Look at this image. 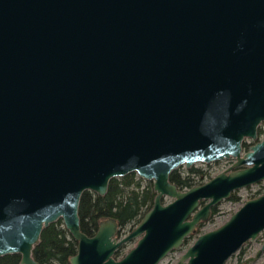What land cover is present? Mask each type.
Returning <instances> with one entry per match:
<instances>
[{"label": "water", "instance_id": "water-1", "mask_svg": "<svg viewBox=\"0 0 264 264\" xmlns=\"http://www.w3.org/2000/svg\"><path fill=\"white\" fill-rule=\"evenodd\" d=\"M261 123L264 0H0V257L39 264L32 250L61 219L77 242L70 264H158L212 207L264 180ZM246 139L258 140L243 151ZM230 158L188 189L169 181ZM130 172L152 181L151 208L120 239L114 218L84 233L83 191L104 195ZM262 230L264 193L177 264H224Z\"/></svg>", "mask_w": 264, "mask_h": 264}, {"label": "trees", "instance_id": "trees-1", "mask_svg": "<svg viewBox=\"0 0 264 264\" xmlns=\"http://www.w3.org/2000/svg\"><path fill=\"white\" fill-rule=\"evenodd\" d=\"M264 123L259 128V134L264 132ZM243 147H247L244 143ZM212 176L201 168L191 166L181 170V167L174 169L169 175V181L176 184L181 189H188L201 184ZM264 192H258V195ZM155 192L150 181L138 177L134 172H130L122 177H113L108 183L107 191L104 195H99L90 190H85L81 194L78 215L80 228L87 235H92L100 220L114 218L119 226V232L131 229L142 217V215L153 205ZM230 200H238L236 193H231ZM218 209L211 208L212 218ZM203 222L200 223L194 234L185 240L201 232ZM77 242L64 228L62 221L49 224L43 228L39 242L32 250L33 258L39 264H70L69 258L75 254ZM123 250L115 252V256H120ZM0 264H20L19 254H6L0 257Z\"/></svg>", "mask_w": 264, "mask_h": 264}, {"label": "rangeland", "instance_id": "rangeland-1", "mask_svg": "<svg viewBox=\"0 0 264 264\" xmlns=\"http://www.w3.org/2000/svg\"><path fill=\"white\" fill-rule=\"evenodd\" d=\"M243 151H245V148H243ZM233 161L234 160L230 158V159L217 160L208 164L195 163L192 166L201 168L202 170L208 172L210 176H214L217 173L229 168L233 164ZM180 167L181 170L186 169L184 166H180ZM258 192H264V180L259 183L253 184L251 186L236 190L234 193H236L239 199L230 200L228 198L222 200L217 205V209H218L217 213L212 218H208L206 221L203 222L201 232L211 230L221 225L247 199L256 197ZM169 200L170 199L165 198L163 201L168 202ZM131 229H127V232ZM195 236L196 234L189 239V242L187 244L182 245L179 248L174 249L170 253H168L158 264H177L179 258L185 252L186 248L195 239ZM263 242H264V230H262L254 240L247 241L246 243H244L241 246V248L238 249L233 255H231V257H229L224 264H264V251L261 250ZM134 244H135V240L127 243L124 252L130 249Z\"/></svg>", "mask_w": 264, "mask_h": 264}, {"label": "flooded vegetation", "instance_id": "flooded-vegetation-1", "mask_svg": "<svg viewBox=\"0 0 264 264\" xmlns=\"http://www.w3.org/2000/svg\"><path fill=\"white\" fill-rule=\"evenodd\" d=\"M261 124H262V123H261ZM261 124H260V125H261ZM260 125H259V126H260ZM258 128H259V127H258ZM263 128H264V127H263ZM263 134H264V132L261 133V134H259V132H258V130H257L258 139H261V137H262ZM258 139H256V140L246 139V140L243 142V144L246 143V144H247V147H243V145H242V147L245 148V151H246V150H248L249 146L252 145V144H254L255 141H257ZM231 159H232V158H231ZM233 160H234V159H233ZM233 162H234V161H233ZM186 169H188V168H186ZM206 181H207V180H206ZM201 204H204V202H201ZM214 207H217V206H214ZM210 215H211V212H210ZM142 216H143V215H142ZM209 218H210V216H209ZM107 219H109V218H107ZM58 220H59V219H58ZM60 220H61V219H60ZM103 220H105V219H103ZM139 220H140V219H139ZM61 221H62V220H61ZM100 221H101V220H100ZM100 221H99V222H100ZM55 222H56V221H55ZM116 222H117V221H116ZM62 223H63V222H62ZM137 223H138V222H137ZM137 223H136V224H137ZM200 223H202V222H200ZM200 223H199V224H200ZM98 224H99V223H98ZM199 224H198V225H199ZM117 225H118V224H117ZM198 225H197V226H198ZM63 226H64V225H63ZM197 226H196V228H197ZM97 227H98V226H97ZM64 228H65V227H64ZM96 230H97V229H96ZM67 231H68V230H67ZM129 231H130V230H129ZM129 231L127 232V230H126L125 232L129 233ZM125 232H121V233H120V232H119V226H118V232H117L116 236L120 239V238H122L123 236H125V235L127 234V233H125ZM94 233H95V232H94ZM94 233H93V234H94ZM202 233H203V232H202ZM93 234H92V235H93ZM89 236H90V235H89ZM195 238H196V236H195ZM73 239H74V238H73ZM74 240H75V239H74ZM133 240H135V242H136V238L133 239ZM133 240H131V241H133ZM75 241H76V240H75ZM131 241H129V242H131ZM129 242H126L125 244L121 245L120 248H118V249L116 250V251H119V250H121V249L123 250V253H122L120 256H115V253H114V257H115L116 259L121 258V257H122V256H123L128 250H129V249H128L126 252H124V250H125V248H126V246H127V243H129ZM184 245H185V242H184ZM133 246H134V245H133ZM76 251H77V250H76ZM116 251H115V252H116ZM75 253H76V252H75ZM32 256H33V255H32ZM69 263H70V262H69Z\"/></svg>", "mask_w": 264, "mask_h": 264}]
</instances>
